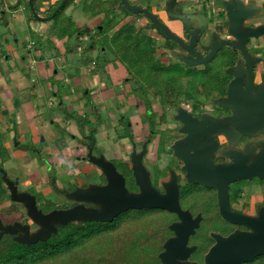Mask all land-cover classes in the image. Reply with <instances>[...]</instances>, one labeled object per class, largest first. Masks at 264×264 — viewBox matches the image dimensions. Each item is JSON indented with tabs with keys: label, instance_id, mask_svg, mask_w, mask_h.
I'll use <instances>...</instances> for the list:
<instances>
[{
	"label": "flooded vegetation",
	"instance_id": "flooded-vegetation-1",
	"mask_svg": "<svg viewBox=\"0 0 264 264\" xmlns=\"http://www.w3.org/2000/svg\"><path fill=\"white\" fill-rule=\"evenodd\" d=\"M188 1H182V14L188 18L197 19L195 22L199 21V23H201V17L199 16L204 15L207 21L206 28L201 33L196 44H193L195 51L205 56L210 50L209 46L212 44V40L219 41L221 39L233 38L228 32L226 11L221 2H218L219 8L215 10L218 22L217 24H213V16L209 15L207 10H203L201 7L200 11L203 13L201 14L196 11V8L192 7V1ZM149 10L166 24L182 41L179 42L165 37L157 28L150 26L151 20L148 17L144 14L140 16L141 20L139 22L144 21L142 24H138V26L142 27L141 32L157 40V42L153 43L155 45V52L153 53L154 60L170 65L172 72L175 75V81L179 80L177 84L174 83V85L176 84L177 86H172V98L170 103L167 105L163 104L160 95L152 92L148 87L145 89L139 88L140 84L136 81L130 80V76L126 73L121 80L119 79V85L124 91L112 94L128 99L130 102L133 100V104L136 106L135 110L137 109V112L142 116L140 115L139 120L135 117V119L132 117V119L130 118L128 120V118L126 119L124 116L116 120L117 122L122 120L123 126L127 122L129 126L128 129H130L129 137L125 138V141L122 143L121 157L113 156V153L108 156L107 149H105L101 143L97 142L96 136L95 138L93 137L94 130H96L97 127H95V129L90 128L89 133H84L82 135V137L87 139L83 144L84 150L82 149L81 153L78 151V147L82 143H79V145L77 144V147L75 146V148H73L77 153L76 158L81 162V165L79 166V169L81 168V173H79V175H82L83 172L84 174L85 172L88 173V175L85 176V179L82 176H79L77 181L86 182L79 184L74 183L72 189L69 191L63 189L59 190L56 177L53 176L52 180H48L49 184L47 183L48 185H46V187L55 188L60 194H63V197L67 199V201L63 202L62 200H58L55 204L49 203L42 207V212L48 213L53 209H66L78 204H83L87 208L101 207V205L96 202L83 201L73 198L70 195L71 192L76 189L81 190L82 187H92L93 184L107 186L109 183V178L105 175L104 171L88 160L87 154L89 148H91L93 156L97 158L103 157L114 165L117 172L123 177L125 189L129 194L137 195L143 193L141 183L144 184V182L148 183V188H146L148 192L153 191L160 195H167L170 190L169 188L175 187L177 190V202L181 210L188 211L192 219L198 220V227H196L194 233L189 234L186 239L185 246L188 250L187 257L183 260H178L182 262L204 264L207 252L216 242L214 234L226 237L236 230L248 231L249 228L241 224L231 223L224 219L220 214L218 190L206 186L201 182H197L190 176L196 177L201 175V170L198 168L199 162L201 157L204 156L203 153L205 152L203 150L211 143L214 146L211 149V160L213 165L233 164L235 158L231 153L234 152H240L246 158L248 157L246 165H250L252 159L264 145V131L260 130L255 131L252 134H246L242 133L237 128L236 124L228 122L222 126L227 128L228 132L225 133L219 131L206 134L189 144L195 148V151L192 149L188 152V161H186L184 158L176 154L174 147L177 141L182 140L188 134V131L184 129V121L180 119L179 116L194 119L198 124L202 125L205 123V126H208L210 123L215 122L218 119L238 114V121L236 123L238 125L247 123L240 118L243 108L240 101L234 103L235 105L233 106L224 105L219 101L228 97L229 84L236 78V76L239 77L242 87L245 88L247 77L250 74L249 83L251 85V91L253 87V93L257 92L259 84L262 81L261 76L264 73V37L262 36L259 39L250 38L245 42L246 51L250 56L249 69L247 68L248 62L242 54V51L229 44L223 45L208 62L197 64L189 63L187 60L183 59L184 57L192 58V54L185 47V45H189V35L185 30V24L183 21L181 19H171L165 10V7H163L161 12L160 10ZM243 25L254 27L257 24L248 20L243 22ZM216 26L223 29L225 28L222 31L224 35H221L219 31H216ZM203 27L202 24V28ZM206 33H208V37H206ZM158 47L161 48V51L157 57L155 56V53ZM177 54L184 57H179ZM254 58H258L256 62H254ZM215 76L217 78H215L217 82L216 87L208 85L207 78H213ZM111 77L110 74L107 75L109 81ZM110 82L114 84L113 81ZM132 82H135L138 85H132ZM236 92L238 93L237 90ZM157 101H159L158 104ZM154 104L158 105L156 108L159 117L156 118V120H154L151 115L152 112L155 111L153 108ZM0 135V138L4 139L3 132H0ZM14 137L17 138L15 133ZM92 138H94V143L91 145L90 142ZM18 143L20 144L19 141ZM3 147L10 157L11 151L7 148L5 143H3ZM16 150L22 152L18 147ZM22 150H24V148H22ZM201 151L203 153H201ZM21 155L25 156L26 154L23 152ZM111 156H113L114 159L121 160L120 167L114 163ZM135 163L137 164V170L140 173L139 178L135 175ZM49 170L51 171V167ZM94 174L99 177L98 182L92 180ZM0 177L4 180L6 186L11 191L8 180H12L11 178H7L5 170ZM260 179H264V176L263 178L254 176L253 178H244L228 183L227 192L229 208L231 211L250 216L256 214L257 208L264 205V198H261L258 201L260 204H257L255 201L252 203L253 193L256 195V191L259 190L264 194V185L257 183ZM13 180L19 192L27 191L26 189L19 190V180ZM144 192L146 193V191ZM27 193L29 192L27 191ZM35 199L36 204L39 207L40 203L36 196ZM143 209L151 210L155 216L162 217L164 221L163 223L168 222L167 230L156 234V239H163L158 252L159 262L156 264H164L160 254L166 251L165 243L169 239L176 237V233L170 225L172 223H179L182 219L177 212L158 207L129 208L118 215L124 212L128 213L134 210ZM22 215L20 216L21 218L19 221L21 223L30 224L28 219H23L24 216ZM116 217H114V219ZM255 259L256 257L252 261L244 262L243 264H254Z\"/></svg>",
	"mask_w": 264,
	"mask_h": 264
},
{
	"label": "water",
	"instance_id": "water-1",
	"mask_svg": "<svg viewBox=\"0 0 264 264\" xmlns=\"http://www.w3.org/2000/svg\"><path fill=\"white\" fill-rule=\"evenodd\" d=\"M66 0H61L58 7H61ZM124 6L133 13H142L151 20V27L157 28L158 31L167 38L182 42L166 24H164L152 11L140 5L138 2L131 3L129 0H121ZM31 11L37 20L48 21L55 14L58 8L50 16H40L33 6V0H28ZM226 17L228 20V32L233 37L232 39H221L219 41L212 40L210 50L203 56L195 51L193 44L201 36V33L206 28V17L202 15L201 23L195 22V18H188L182 14L183 2L178 0H167L165 10L171 19H181L185 24V30L189 35V45L185 47L192 54V58L184 57L189 63H205L210 61L216 52L225 44H229L242 51L246 58L247 68H250V56L246 51L245 42L250 39H259L264 37V23L257 24L254 27L244 26L243 22L251 20L257 11V7L252 4H246L243 0H222L221 1ZM197 13V12H196ZM203 24V28H202ZM258 58H254L256 62ZM253 66V63H252ZM250 73V72H249ZM262 81L259 84L256 93L251 91L249 83L250 74L247 77L246 87H242L238 76L233 79L228 87V97L220 100L224 105L233 106L234 103L240 101L243 106L240 118L247 123L238 125V114H233L205 126L198 124L196 120L179 116L184 121V129L188 131L186 137L177 141L174 145L176 154L188 161V152L195 148L189 144L203 137L206 134L216 132H228L224 124L230 122L237 125V128L246 134H252L255 131H264V73ZM238 91V93L236 92ZM239 118V119H240ZM250 121V122H249ZM192 129V130H191ZM94 143V138L91 140V145ZM193 147V148H192ZM213 144H209L201 153L198 168L201 170V175L196 177L190 176L193 180L201 182L206 186L216 188L218 190L220 214L224 219L231 223L241 224L249 228L248 231L236 230L228 236L223 237L219 234H214L216 237L215 244L209 249L205 256L204 264H243L244 262L252 261L255 257L264 255V205L259 206L255 215H244L233 212L229 208L228 201V183L244 178H253L254 176L263 178L264 176V145L252 159L250 165H246V158L240 152L231 153L235 162L230 165H213L211 160V149ZM199 151V150H196ZM198 153V152H197ZM88 160L100 167L105 175L109 178L107 186H92L88 190L76 189L70 195H78V199L83 201L96 202L101 205L100 208H87L83 204H78L66 209H53L48 213L42 212L36 204V199L33 194L27 192H17L14 181L8 180L11 188V198L15 201L24 202L27 207V213L30 218L38 224L37 230L31 232L30 224L15 221L13 223L3 224L0 219V234L10 233L18 234L17 238L22 242H37L39 239H46L50 234L56 231L57 223H65L72 220L81 221H102L110 222L119 213L128 210L129 208L142 207H158L174 211L179 214L182 219L179 223H172L170 227L175 231L176 237L169 239L165 243L166 251L160 254L164 264H197L195 262H182L178 259H185L188 250L185 243L189 234L194 233L198 227V220L192 219L188 211H182L177 202V190L175 187L169 188L167 195H160L157 192H148V183L142 184L141 194H129L124 186V179L117 172L114 165L103 157H95L92 155L91 148L88 150ZM134 171L137 178L140 173L137 170V164H134ZM146 183V184H145ZM146 191V193L144 192ZM148 192V193H147ZM190 249V248H189Z\"/></svg>",
	"mask_w": 264,
	"mask_h": 264
},
{
	"label": "rangeland",
	"instance_id": "rangeland-1",
	"mask_svg": "<svg viewBox=\"0 0 264 264\" xmlns=\"http://www.w3.org/2000/svg\"><path fill=\"white\" fill-rule=\"evenodd\" d=\"M140 1L148 9L155 11L157 10L158 7H162V8L165 7V3L167 0H140ZM210 1H217V3L219 2V0H196V1H192L191 3L193 5L192 7L194 8H196L198 4L202 5L203 8L207 10L208 14H212L213 24H217L218 21L215 13L216 6L215 4L213 5L210 4ZM254 1L258 5H260V9H262L258 19L264 21V0H254ZM15 3L17 4L18 1ZM23 3L25 7L23 10L22 9L18 10L17 9L18 5L14 6L15 4L13 5L14 8L11 9L13 10L16 9L18 13L24 12L31 14L32 11L30 9L29 3H27V0H24ZM39 3L40 2L36 3V6H39ZM125 9L127 8L125 7ZM125 9L121 8V10L125 14L130 16L129 18L131 22L134 23L135 25L140 24L139 21L141 20V18L140 17L133 18V16L129 15ZM211 9L213 12H211ZM78 13L80 15V20L84 19V15L81 13V11H79ZM37 22H39V20H37ZM0 31L6 32L8 37V41H7L8 43L2 41L0 46V62L2 65L6 64L7 68H9L8 71L13 70L11 74L15 75V77H13L14 82H12L11 88L13 89V87H17L16 89L20 91L22 89L19 88L20 86H22V84L21 85L16 84L17 83L16 81L18 79L20 80V77H22L19 70L20 67H21L20 69L23 72L22 75L25 76L29 82V88L23 87L21 92L15 91V89L13 90L11 89L12 93L10 95L11 98L10 106L8 105L7 110H4L3 113L0 112V114L4 115L5 120L7 122V126L11 124L10 125L11 127L14 124L13 119L16 111L18 113L24 114L26 117L27 114L33 117L32 120H29V127H26L22 132L23 133L22 136L24 137L23 139L19 137L17 140V138L14 137L16 128L13 129L10 128L12 129V132L8 134V137L4 139L0 138L1 139L0 149L4 150L3 143H5L7 148L11 151L10 157L3 163V167L6 172L7 178H11L12 181H14L13 179L19 180V184H20L19 190L26 189L29 193H32L33 195L38 197L40 206L38 207L37 205V207L42 211L43 210L42 207L48 205L49 203L55 204L58 200L59 201L62 200L63 202L67 201V199L63 197V194H60L55 188L46 187V185L49 184L48 180L49 179L52 180L53 176L56 177L59 190L63 189L69 191L70 189H72L74 183L79 184L82 182L83 183L86 182V181H81V182L77 181V178L79 176H82L85 179V176H87L88 173L85 172L84 174L83 172L82 175H79V173H81L80 170L81 168L79 169L81 162L79 161V159L76 158L77 153L74 150H71L73 145L77 147V144L79 145V143H82L78 147V151L81 153V150L82 149L84 150L83 144L87 140L84 137H82L83 132L81 129H79L78 123L82 121L84 122L86 121L85 129H84L85 133H89L90 128L95 129V127H97V129L94 130L93 137L95 138L96 136L97 142L101 143V145L105 149H107L108 156H110L111 152H113V156L118 157L121 155L122 143L125 141V138L129 137L130 135V129H128L129 126L127 122L123 126L122 120L119 122H117L116 120L121 118L122 116H124L126 119L128 118V120L130 118L132 119V117H135L139 120L141 114L137 112L138 111L137 109L135 110L136 106L133 104V100H131L130 102V100L128 99H124L121 98L120 96L115 95L117 93L124 91L121 89V86L119 85V81L123 77L118 76L122 74V70L124 67L122 68L119 64L112 66L111 61H114V57L111 53L110 56L107 57V55H105L107 51H104V49L101 50L96 49V52H92L90 54L76 55L72 53L73 51H70L71 46L74 45V43L76 42L75 41L76 37L71 36L70 38H67L68 42L63 44L64 47H62V49H60L59 46L60 51L64 55V59L66 57L67 64H65L63 67L58 66L57 67L58 72L56 73L57 75L55 76V74H52L51 77L48 78L49 81H46L41 78L42 76L40 77L38 75L37 64L32 65L31 68L27 64L30 63L28 58V53H35L36 50H40V48H42L45 50L44 54L47 55V58H49L51 56L54 57L58 55L59 52L55 50L56 51L55 53V51L50 50V48L46 46L40 47L38 43H44V39L41 42V39L38 38L35 33L33 34V32L31 33L27 31L28 32L27 35H33L32 37H34V41L37 43L31 46V44H28L29 42H27L26 40L20 43L15 42L16 37L17 36L21 37V34L20 35L16 34L15 37L14 36L15 34H13V32L9 31V29L5 28L4 26H0ZM219 31L221 35H224L221 32L220 27H219ZM111 32L112 31H110V33ZM46 41L47 40L45 39V44L48 43ZM89 42H90L89 39H86V41L83 42V44L85 45L82 47V50L80 52L84 50V48L89 44ZM154 42H157V40L152 38V43ZM66 49H67V53H65ZM19 50L23 51L22 56L20 55ZM160 51L161 48L158 47L155 56L158 57ZM82 55L87 60L89 59L91 60V67L94 64H97L99 65V69L89 67L87 68L86 71L83 72L82 70L83 68L81 67V64L83 66L85 65V63L84 61L81 60ZM98 55L99 57H97ZM55 62L57 63L60 61L57 60ZM92 69L97 72L93 74L92 72H90V70ZM14 70H16L15 73H13ZM109 73L114 74V76H112L110 79V81H113L114 84H112L107 78V75ZM125 75L126 74H124L123 76ZM215 78L216 76L213 78L211 77L207 78L208 85L216 87L217 82ZM94 79H96V82L99 83V86H95L94 88L95 91L92 88L95 83L93 82L95 81ZM46 82L49 87H54L59 89L58 93L64 92L65 94H67L68 96L67 98L68 100L69 99L71 100L72 106L69 108L68 107L69 103L68 102L66 103V101H64V103L62 104L63 107L60 108L59 106L60 104L58 105L59 103L58 96L57 98L54 96L52 97L45 96L40 98L39 96L38 97L35 96L33 86L34 87L39 86L40 84H45ZM177 82H179V80H176L174 83L177 84ZM174 83H173V87L176 85V84L174 85ZM132 85H138V84L132 82ZM105 86L109 90L105 89L103 91H100L101 88H104ZM0 100H2L1 93H0ZM37 103L39 104L38 106H36ZM158 103L159 101H157V104ZM156 107H158V105L154 104L153 108L156 111V112L155 111L152 112V118L154 120H156V118L159 117ZM37 109L38 111L36 112ZM33 111L36 112L37 114L35 117ZM51 114L55 116L54 121H51L49 118V116L50 117L52 116ZM19 134L20 135L18 136H21V133ZM18 141H20V144L18 143ZM59 141L61 144L59 143ZM17 143L19 144V146ZM17 147L19 150L21 149V151L24 152L27 155V157H25L24 155L20 156L19 153H16ZM22 148H24V150H22ZM70 151H73L71 153L72 158H70V155L66 156L68 153H70ZM113 156H111V158L113 159L114 163H116L120 167L121 160L114 159ZM57 158H62V161L59 162L58 161L59 159ZM55 159H57V161ZM50 167H51V171L49 170ZM92 180L98 182L99 177L96 174H94ZM261 180L263 181L259 180L257 181V183L264 185V179ZM94 186H98V185L93 184V187ZM90 188L91 187H87V188L82 187L81 190L85 191ZM2 191L7 196L9 197L11 196L10 195L11 191L6 186L4 180L0 177V193ZM17 192L21 193L18 190ZM256 193H257L256 195H254L255 193H253L252 195V203L255 201L257 202V204H260L258 203V201L261 198H264L263 197L264 194L259 190L256 191ZM72 197L78 199V195H73ZM12 201L13 203H15L16 207L21 212V215L23 213L22 215L24 216L23 219H28L29 223L31 224V229H30L31 232H34L35 229L37 230L38 224H36L32 219H29L30 216L27 213V207L25 203L15 200ZM10 202H11L10 200H7L6 202H4V204L6 203L7 206L8 204H10ZM20 218L21 217H19V219ZM66 223L68 222L62 224H66Z\"/></svg>",
	"mask_w": 264,
	"mask_h": 264
},
{
	"label": "trees",
	"instance_id": "trees-1",
	"mask_svg": "<svg viewBox=\"0 0 264 264\" xmlns=\"http://www.w3.org/2000/svg\"><path fill=\"white\" fill-rule=\"evenodd\" d=\"M20 1L18 0L14 6L19 5ZM37 1L33 0V6L41 15L36 6ZM73 1L66 0L58 7L61 0H57L44 11L46 16H50L58 8L50 18L55 37L61 39L75 36L79 39L88 36L90 42L81 54L86 55L96 49H104L107 51L105 54L107 57L111 53L114 60L123 65L130 80L140 84L139 88L148 87L160 95L163 104H169L175 81L172 68L154 60L155 45L152 43V37L142 33L141 26L129 20L117 27L118 22L113 12L116 9H125L122 1L91 0L85 3L83 8L86 11L104 14L101 27L95 28L88 25L77 26L71 16L65 13ZM125 10L133 18L143 15ZM29 20L37 21L33 12L29 15ZM77 46V43L72 45L70 50L76 51ZM83 55L81 60L86 66L82 67L86 70L91 60H87ZM93 68L99 69V65L94 64ZM92 71L94 70H90ZM61 96L62 92L58 93L60 108L63 107ZM85 124L86 121L78 123L83 134ZM0 151L1 176L4 173L3 163L9 155L5 150ZM36 198L38 200L37 196ZM7 200L11 202L6 206L4 202ZM20 216L21 212L15 203L2 191L0 219L3 224L19 221ZM163 222L162 217L155 216L151 210L143 209L124 212L111 222L74 220L66 224L57 223L56 231L48 238L39 239L34 243L20 241L17 238L18 234L3 233L0 234V264H156L159 262L158 252L163 241L156 239V234L167 230L168 222ZM254 264H264V255L256 257Z\"/></svg>",
	"mask_w": 264,
	"mask_h": 264
},
{
	"label": "crops",
	"instance_id": "crops-1",
	"mask_svg": "<svg viewBox=\"0 0 264 264\" xmlns=\"http://www.w3.org/2000/svg\"><path fill=\"white\" fill-rule=\"evenodd\" d=\"M17 1H15V0H1L0 1L1 2V5H0V26H4L5 28H8L9 31H11V32H13V34H15L14 35L15 37H16V34H18V35L21 34V37L20 36L16 37V39H15L16 43H20V42L26 40L27 42H29L28 44H31V46L37 44L34 41V37H32L33 35H27L28 34L27 31H29L31 33L33 32V34L35 33L36 36L41 39V42L44 39V43H38L40 45V47L46 46V47H49L50 50H52V51L56 50V51L59 52V54L54 56V57H52V56L49 57L48 56L49 58H47V55L44 54L45 50L42 49V48H40V50H36L35 53H28V58H29L30 63H27V64L30 66V68H31L32 65H36L37 64L38 65L37 66L38 75L40 77L42 76L41 77L42 79H44L46 81H49L48 78H50L52 74H55V76L57 75L56 73L58 72L57 71L58 70L57 69L58 66H62L63 67L65 64H67L66 57L64 59V55L62 54L60 49H62V47H64V45H63L64 43L68 42V39H67V37H64V38H61V39H58V38L55 37V35L53 33L54 30H53L52 20H48V21L39 20V22L34 21V20H29V15L30 14L24 13V12L18 13L16 9H14V10L11 9L13 7V5L16 4L15 2H17ZM23 1L24 0L20 1L19 5H18V8H17L18 10H20V9L23 10L25 8ZM56 1L57 0H38L37 3L38 2H40V3H39V6H37V7L41 11V15L40 16H46L44 11L46 9H48L51 5H53ZM90 1L91 0H74L73 3L69 7H67L65 12L67 14H69V16H71V18H73V21L75 22V24L77 26L88 25L89 27H92V28H95L97 26L101 27L100 23H101V20L104 17V14L103 13L93 14V13H91L89 11H86L83 8L84 4L87 3V2H90ZM129 1L131 3L138 2L140 5L145 6L144 4L141 3L140 0H129ZM178 1H181V0H178ZM182 1H184V0H182ZM186 1H188V0H186ZM191 1H196V0H191ZM221 1L222 0H219V2H221ZM243 1L246 2V4H252V5H254V6H256L258 8L257 11L255 12L254 16L252 17V19L250 21H253L256 24L264 23L263 20L258 19L259 18V14L262 11V9H260V5H258L254 0H243ZM27 2H28V0H27ZM188 2H190V1H188ZM210 4H212V5L215 4V6H216L215 10L217 8H219V4L217 3V1H210ZM201 7L203 8L202 5L198 4L197 7H196V9H197L196 11H198L201 14H203L200 11ZM162 9H163L162 7H158L157 8V10H160V12L162 11ZM203 10H205V9L203 8ZM79 11H81V13L84 15V19H82V20H80V15L78 13ZM211 12H213L212 9H211ZM42 13H44V14H42ZM113 14L116 16V20L118 22L117 27H119L120 25H122L126 21L130 20V18H129L130 16L125 14L121 9H116L113 12ZM209 15H212V14H209ZM199 17H202V15L199 16ZM201 20H203V19L200 18V21ZM143 22H139V23L142 24ZM198 22H197V24H198ZM215 29H216V31H219V26L218 27L216 26ZM220 29H221V32H222L225 28L224 29L220 28ZM48 32H50L52 34H50ZM206 37H208V33H206ZM45 39L47 40L46 42H48L46 44H45ZM86 39H89L88 36H82V37H79V39L75 38L76 42L74 44H76V43L78 44L77 50L76 51L75 50H70V51H73L72 53H74L76 55H80L81 54L80 51L82 50V47L85 45V44H83V42L86 41ZM2 41H5L6 43H8L7 42L8 41V37H7L6 32H1L0 31V46H1ZM59 46H60V49H59ZM56 51H55V53H56ZM93 52H96V50L93 51ZM19 53L22 56L23 51L19 50ZM65 53H67V49L65 50ZM56 59L58 61H60V62L56 63L55 62V61H57ZM47 61H49V62H47ZM111 64H112V66H115L116 64L117 65L119 64L123 68V65L121 63H119L118 61H116V60L111 61ZM81 67H82V64H81ZM89 67L92 68L91 64L89 65ZM20 68H19V70H20V73H21L22 77H20V80L18 79L16 81L17 82L16 84H20V85L22 84V86L19 87V88H22V89H23V87L29 88V82L26 79V77L22 75L23 72H22V70ZM8 69L9 68H7L6 64L2 65L1 62H0V93L2 95V100H0V112H2V113L4 112V110H7L8 105L10 106V99H11L10 95L12 93L11 91L13 89H15V91H18V92L22 91V89H21V91L16 89L17 87H13V89L11 88L12 82H14L13 77H15V75L11 74L13 70L12 71L11 70L8 71ZM86 70H83V72L86 71ZM123 70L125 71L124 68H123ZM123 70H122V74H120L118 76L124 77L123 75L126 74V72H124ZM15 71L16 70H14L13 73H15ZM95 72H97V71H92L93 74ZM110 75L114 76V74H112V73ZM94 80L95 81H93V82H95V83H94V86L92 87L93 89L95 88V86H99V83L96 82V79H94ZM46 85H47V82L45 84H40L39 86H35L34 87L35 96H37V97L39 96V98L40 97H45V96H50V97L54 96V97L57 98L59 89L54 88V87H49L48 85L47 86ZM105 89L109 90L105 86L104 88H101L100 91H103ZM94 91H95V89H94ZM67 97H68L67 94L62 92L61 100H62L63 103H64V101H66V103L68 102L69 103L68 107L70 108L72 106L71 100L70 99L68 100ZM35 100H38V99H35ZM38 105L39 104L37 103L36 106H38ZM37 111H38V109L36 110V112ZM36 112H34V117L37 115ZM23 115L24 114L18 113L16 111L15 114H14V119H13L14 124L11 127L10 126L11 124L7 126V122L5 120L4 115L0 114V132H3L4 138L8 137V134L12 132L13 128H16L15 136L17 138H19V137L21 139L24 138L22 136V134H23L22 132L24 131V129L26 127H29V120H32L33 117H31V115H29V114H27V117L25 115L24 116ZM49 118H50L51 121H54L55 116L52 115L51 117L49 116ZM10 128H12V129H10ZM9 129H10V132H9ZM19 133H21V136H18V135H20ZM57 139H58V137H57ZM59 143H60V141H59ZM72 148H75V145H73ZM72 148H71V150H74ZM72 152L73 151H70V153H68L66 156L70 155V158H72L71 157V153ZM16 153H19L20 156H22L21 153H23V152L20 153V151H17ZM112 153L113 152H111V154ZM25 157H27V155H25ZM57 159H59L58 160L59 162L62 161V158H57ZM57 159H56V161H57ZM59 162H57V163H59Z\"/></svg>",
	"mask_w": 264,
	"mask_h": 264
}]
</instances>
